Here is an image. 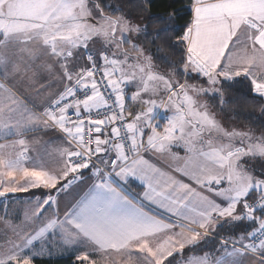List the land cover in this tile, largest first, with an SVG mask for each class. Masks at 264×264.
Listing matches in <instances>:
<instances>
[{
    "label": "snow or ice",
    "instance_id": "snow-or-ice-1",
    "mask_svg": "<svg viewBox=\"0 0 264 264\" xmlns=\"http://www.w3.org/2000/svg\"><path fill=\"white\" fill-rule=\"evenodd\" d=\"M182 2L0 0V264H264V0Z\"/></svg>",
    "mask_w": 264,
    "mask_h": 264
},
{
    "label": "trees",
    "instance_id": "trees-1",
    "mask_svg": "<svg viewBox=\"0 0 264 264\" xmlns=\"http://www.w3.org/2000/svg\"><path fill=\"white\" fill-rule=\"evenodd\" d=\"M169 3V0H155V3L153 4L152 11L153 13L161 12L165 10V5ZM188 3V0H183L182 3H176L174 7L181 8L185 6ZM189 19V16L185 15L183 19L178 20V25H183L187 20ZM38 264H41V262L38 261ZM57 264H63V261H58Z\"/></svg>",
    "mask_w": 264,
    "mask_h": 264
},
{
    "label": "built area",
    "instance_id": "built-area-1",
    "mask_svg": "<svg viewBox=\"0 0 264 264\" xmlns=\"http://www.w3.org/2000/svg\"><path fill=\"white\" fill-rule=\"evenodd\" d=\"M85 141L87 142V136L85 137Z\"/></svg>",
    "mask_w": 264,
    "mask_h": 264
}]
</instances>
